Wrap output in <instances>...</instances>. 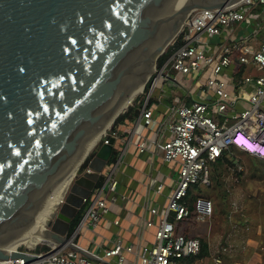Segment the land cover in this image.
I'll return each mask as SVG.
<instances>
[{"label": "water", "instance_id": "water-1", "mask_svg": "<svg viewBox=\"0 0 264 264\" xmlns=\"http://www.w3.org/2000/svg\"><path fill=\"white\" fill-rule=\"evenodd\" d=\"M237 1L0 0V262L37 259L4 247L26 232L65 172L145 87L189 14ZM114 142L110 136L87 152L40 232L44 242L92 257L75 243L71 223Z\"/></svg>", "mask_w": 264, "mask_h": 264}, {"label": "built area", "instance_id": "built-area-1", "mask_svg": "<svg viewBox=\"0 0 264 264\" xmlns=\"http://www.w3.org/2000/svg\"><path fill=\"white\" fill-rule=\"evenodd\" d=\"M260 6H263L261 11ZM241 23L250 26V30L245 26L243 35H230L215 42L225 29ZM260 31L264 35V0H239L222 8H198L189 14L172 40L166 61L161 66H154V74L149 77V80L153 77L150 91L140 106L139 119L147 126L153 124L156 120L150 106L153 92L157 89L167 91L166 86H174L169 90L176 98L163 120V133L147 140L161 151L165 162L176 163L179 169L177 181L163 207H149L156 219H146L145 224L154 228V239L140 245L139 264H178L179 259L200 252L201 239L176 233L174 222L193 216L202 222L210 219L213 214L210 199L198 196L192 208L183 199L191 185L211 184L210 163L225 149L236 148L264 160V73H260L264 72V36L259 47L255 46ZM241 65L246 70L237 75ZM252 68L257 72L249 71ZM178 74L182 75L181 79L177 78ZM192 80L194 82L190 83ZM200 89H208L211 98H200ZM179 92L191 100H183ZM112 135L114 133H106L102 143L109 142ZM146 143V140L140 142L139 150H145ZM118 165L116 160L105 168L102 172L104 181L83 199L85 210L74 237L79 246L75 239L81 227H96L116 200ZM156 191L162 193L164 183H159ZM37 243L24 249L20 245L16 247L37 255L35 261L15 258L0 264H95V260L112 264L108 259L114 256L116 264H124L123 250L135 251L133 245L125 244L121 239L102 254L81 246L92 257L54 244L38 251ZM216 261L221 259L217 257Z\"/></svg>", "mask_w": 264, "mask_h": 264}, {"label": "crops", "instance_id": "crops-1", "mask_svg": "<svg viewBox=\"0 0 264 264\" xmlns=\"http://www.w3.org/2000/svg\"><path fill=\"white\" fill-rule=\"evenodd\" d=\"M245 26L250 30V26L244 23L225 29L215 38V42L230 35H243ZM170 87L174 86H166L167 91L155 90L150 98V106L156 117L153 124L147 126L140 120L139 111L135 119L130 114L114 126L112 136L119 161L116 200L110 204L109 211L96 227H81L75 239L82 247L100 254L120 239L125 244L133 245L135 251L123 250L126 257L124 264H139L137 252L140 245L154 239V228L145 224L146 219H156L149 207L157 205L162 208L178 178L179 165L165 162L161 151L149 142V138L163 133V120L169 115L170 104L176 98L171 94ZM182 99L187 102L191 100L186 96H182ZM143 140L147 141L146 149L139 150V143ZM251 157L260 159L253 155ZM234 162L236 165L225 176L228 198L224 201L211 200L213 214L210 219L202 222L193 216L180 220L181 223L174 222V230L178 227V233L206 240L209 251L204 258L191 260L184 257L178 260V264H264V189L260 186L264 176L249 173L246 179L253 184H243L249 171L246 165L250 163H244L245 170L242 161L237 159ZM159 183H164L162 193L156 191ZM43 245L51 244L44 242ZM29 247L32 245L29 244ZM225 247L228 249L224 250ZM217 257L221 259L220 262L216 261ZM207 258H211L210 263ZM109 260L112 264L117 262L116 256ZM95 264L109 262L95 260Z\"/></svg>", "mask_w": 264, "mask_h": 264}, {"label": "trees", "instance_id": "trees-1", "mask_svg": "<svg viewBox=\"0 0 264 264\" xmlns=\"http://www.w3.org/2000/svg\"><path fill=\"white\" fill-rule=\"evenodd\" d=\"M171 46L168 47V49L162 54L160 55V57L157 60V64L158 66H161L167 59V57L170 55L171 53ZM245 66L241 65L240 67H238L237 70V75H241L245 72ZM147 89V88H146ZM145 89V90H146ZM144 98H138L137 100H135L133 105H130L128 107V109L124 112H121L118 117L116 118V120L113 123V127L111 128V130L109 131L110 133H112V130L114 128L115 125H117L120 121H122L126 116L131 115L132 119H135L136 116L138 115L139 111H140V106L142 105ZM140 100V101H139ZM118 158V150H113V154L111 156V159L109 161V165H112L116 162ZM251 159V163L250 165H246V167L249 169V173L251 175H257L258 173H260V176H264V160L261 159H257L254 157H250ZM238 158L233 154V150L231 149H225L222 153V155L217 158L216 161L211 162L210 166H211V184L207 185L208 189L206 192H203L200 185H191L188 191V195L183 199L184 201H186L189 206L192 208L193 203L195 201V199L198 196H203L206 197L210 200H221L224 201L228 198V189L226 187V182H225V176L228 174L229 171L232 170V168L236 165L235 164V160H237ZM87 164V161H85L82 164V168H85ZM243 167L246 170V167L244 165V163L242 164ZM245 172V171H242ZM241 173V172H240ZM104 181V177L102 176L99 181L98 184H101ZM197 190V192H195ZM84 210H85V205L83 206V208H81L79 210V212L77 213V215L75 216V218L72 220L71 223V230H73L78 223L80 222L83 214H84ZM182 221H179L178 223H181ZM178 227L175 229L176 232L178 233ZM188 236V235H186ZM202 241V247L200 252L197 255H191L189 257H187L188 259L194 260V259H200V258H204L206 256H208L209 251H208V243L206 240L201 239ZM36 249L39 250H46L49 249L48 245H43V244H38Z\"/></svg>", "mask_w": 264, "mask_h": 264}, {"label": "bare ground", "instance_id": "bare-ground-1", "mask_svg": "<svg viewBox=\"0 0 264 264\" xmlns=\"http://www.w3.org/2000/svg\"><path fill=\"white\" fill-rule=\"evenodd\" d=\"M151 71H154V67L151 68ZM140 89L141 90L143 89V85L140 87ZM137 92L138 91H135L133 93L130 101L126 102L123 106H121V108L116 112L115 115H117L118 113H121L123 109L129 105V103L132 101L133 96L135 95V93L137 94ZM115 115L104 126V128L98 134L97 138L87 148V150L83 153V155H81V157L73 164V166L69 168L68 171L65 172V174L61 178V181L56 185V187H54L51 190V192L48 194L46 200L44 201L43 205L41 206L40 210L38 211L34 219L25 225L26 232H23L22 236H20L19 238H17L16 240L11 242L7 246H5L4 249L11 251V250L16 249L18 245L23 244V243L28 246L29 244L33 246L37 242L43 239L42 234H40V232L44 230V224L47 222L50 214L55 209L57 204L60 203L62 198L64 197V194L67 190V187L69 186V183L71 182L77 168L82 163L87 152L90 151L96 145L98 140L106 133V131L110 129L111 125L114 122Z\"/></svg>", "mask_w": 264, "mask_h": 264}, {"label": "rangeland", "instance_id": "rangeland-1", "mask_svg": "<svg viewBox=\"0 0 264 264\" xmlns=\"http://www.w3.org/2000/svg\"><path fill=\"white\" fill-rule=\"evenodd\" d=\"M262 8H263V6H260V8H259V11H261L262 10ZM263 33L260 31L259 33H258V35H256V41H255V46L256 47H259V45H260V43H261V41H262V39H263ZM215 40V39H214ZM172 42V41H171ZM171 45V43L169 44V46ZM168 46V47H169ZM168 47L166 48V50L168 49ZM165 50V51H166ZM156 64H157V62H156ZM251 72H257V71H255L253 68H252V71ZM152 73H153V71H152ZM151 73V75H153ZM260 73H264L263 71L261 72L260 71ZM182 75H180V74H178L177 75V78L178 79H181L182 77H181ZM152 80H153V77H151V79L150 80H148L147 81V83H146V85H145V87L143 88V90H138V92H137V94L135 93V95L133 96V98H132V101L129 103V105L127 106V107H125L124 109H123V111L122 112H124V111H126L127 109H128V107L130 106V105H133L134 104V102H135V100H137L138 98H143V97H145L147 94H148V92L150 91V84H151V82H152ZM194 82V80H192V81H190V83H193ZM147 88V89H146ZM146 89V90H145ZM198 96L201 98L202 96L204 97V98H206V99H209V98H211V95H210V92L208 91V89H207V91L206 90H199V93H198ZM111 128V127H110ZM109 130V129H108ZM108 130H107V132L106 133H108L109 134V132H108ZM106 133L100 138V140H98V143L96 144V145H99L100 143H102V140H103V138L106 136ZM94 151V150H93ZM233 154L240 160V161H242L243 163H245V164H248V163H251V154H249V153H246V152H242V151H240L239 149H234L233 150ZM250 165V164H249ZM77 172H79V171H77ZM248 175H250L249 174V171H247V174L245 175V179H243V181H242V183L243 184H246V183H251V184H253L252 183V181L250 182V180H248V179H246V178H249L248 177ZM261 182H263V183H261L260 184V186H261V188H263L264 189V181H261ZM257 183H260V182H257ZM256 183V184H257ZM253 186V185H252ZM200 187H201V189H202V191L203 192H206L207 191V189H208V187L206 186V185H200ZM195 192H197V190L195 191ZM44 243V241L42 242V241H39L38 243H37V245L38 244H43ZM19 246V245H18ZM26 247H29L28 245H26V244H20V248H22V249H24V248H26ZM207 261H209V263H210V260H211V258H207L206 259ZM212 262V261H211Z\"/></svg>", "mask_w": 264, "mask_h": 264}]
</instances>
